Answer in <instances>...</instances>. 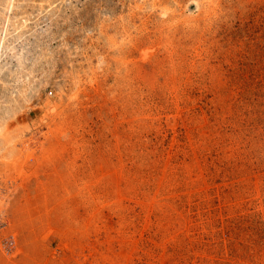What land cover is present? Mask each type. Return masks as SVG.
<instances>
[{
    "label": "rangeland",
    "instance_id": "obj_1",
    "mask_svg": "<svg viewBox=\"0 0 264 264\" xmlns=\"http://www.w3.org/2000/svg\"><path fill=\"white\" fill-rule=\"evenodd\" d=\"M0 264H264V0H0Z\"/></svg>",
    "mask_w": 264,
    "mask_h": 264
}]
</instances>
